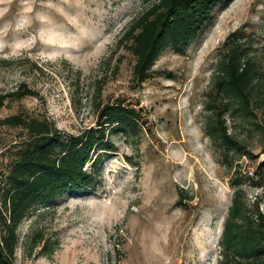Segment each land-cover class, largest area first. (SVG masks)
Wrapping results in <instances>:
<instances>
[{
	"label": "rangeland",
	"instance_id": "obj_1",
	"mask_svg": "<svg viewBox=\"0 0 264 264\" xmlns=\"http://www.w3.org/2000/svg\"><path fill=\"white\" fill-rule=\"evenodd\" d=\"M145 6L143 0H0V93L22 84L38 93L7 101L0 120L26 112L78 135L95 126V104L121 102L143 122L137 137L113 138L117 150L96 192H76L22 223L15 264H220L235 172L247 205L258 198L264 211V191L250 175L264 162V106L256 105L250 119H223L247 155L228 152L206 134L210 118L224 110L213 78L230 35L249 50L264 86V0L220 5L184 54L165 49L152 77L138 85L135 58L117 44ZM26 137L0 126V193L1 174ZM38 232L59 244L53 255L31 251Z\"/></svg>",
	"mask_w": 264,
	"mask_h": 264
},
{
	"label": "trees",
	"instance_id": "obj_2",
	"mask_svg": "<svg viewBox=\"0 0 264 264\" xmlns=\"http://www.w3.org/2000/svg\"><path fill=\"white\" fill-rule=\"evenodd\" d=\"M232 1L143 0L144 10L117 44L135 58L133 75L137 84L143 85L152 77L153 67L165 49L184 54L212 25L216 9L220 5L226 8ZM222 48L225 54L213 80L224 110L210 118L206 134L228 152L247 155L223 119L231 114L250 119L256 105L263 107L264 100L258 99L263 80L258 65L236 33L229 36ZM37 97L36 91L22 84L13 92L0 93V110L7 101ZM95 105V126L78 135L64 133L53 121L26 112L0 120V126L18 129L27 136L16 144L18 149L1 174L0 264H15L21 243L18 231L29 216L53 208L60 199L76 192H96L104 163L117 150L113 138L137 137L142 131L141 116L133 107L121 102ZM254 174L257 180H253L252 186L264 191V162ZM230 184L234 194L222 233L220 264H264L261 202L256 198L251 207L247 205L244 182L238 172ZM31 244L32 252L40 247L39 255L47 256L59 247L40 232Z\"/></svg>",
	"mask_w": 264,
	"mask_h": 264
},
{
	"label": "built area",
	"instance_id": "obj_3",
	"mask_svg": "<svg viewBox=\"0 0 264 264\" xmlns=\"http://www.w3.org/2000/svg\"><path fill=\"white\" fill-rule=\"evenodd\" d=\"M250 175H253V172H250Z\"/></svg>",
	"mask_w": 264,
	"mask_h": 264
}]
</instances>
